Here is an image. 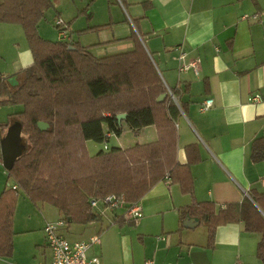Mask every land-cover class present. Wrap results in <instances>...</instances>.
I'll list each match as a JSON object with an SVG mask.
<instances>
[{
	"label": "crops",
	"instance_id": "obj_1",
	"mask_svg": "<svg viewBox=\"0 0 264 264\" xmlns=\"http://www.w3.org/2000/svg\"><path fill=\"white\" fill-rule=\"evenodd\" d=\"M101 2L104 6L88 4L63 14V39L78 41L96 55H104L129 48V35L135 32L163 82L175 91L182 105L175 124L177 160L186 161L185 146L190 143L197 144L200 159L190 164L192 194L165 176L139 199L142 215L137 220L124 219L123 209H107L99 220L65 222L58 232L69 240L98 235L99 242L92 243L86 254L98 257L101 264H264L256 253L259 234L247 231L242 221L219 224L209 244L206 224L200 228L202 221L196 215L180 214V209L193 201L210 200L224 206L240 202L251 192L264 191V158H251L252 141L264 135V0ZM28 50L18 49L20 69L32 62ZM191 61L197 64L196 73L191 65L180 69ZM254 93L260 95L259 100L249 99ZM208 97L211 105L201 110ZM13 119L10 115L7 122ZM120 124L117 139L128 129L136 134V144L158 137L155 124L138 130L130 129L125 119ZM5 129H0V137ZM118 145L129 147L123 140ZM4 187L0 171V192ZM23 198L18 195L16 208L20 202L29 206ZM114 216L123 219L111 223ZM187 216L197 218V223L188 222ZM59 217L55 209L41 217L37 228L26 223L19 232L21 237L16 238L14 231L12 254L0 256V264L50 262L43 226ZM36 229L37 233H30Z\"/></svg>",
	"mask_w": 264,
	"mask_h": 264
},
{
	"label": "trees",
	"instance_id": "obj_2",
	"mask_svg": "<svg viewBox=\"0 0 264 264\" xmlns=\"http://www.w3.org/2000/svg\"><path fill=\"white\" fill-rule=\"evenodd\" d=\"M53 4V0H0V21L22 27L32 55V62L17 72L18 83L11 84L0 71V105H21L11 115L21 121V133L27 138L25 150L6 170L12 182L0 192L1 257L12 254L13 215L20 193L35 203L54 206L66 223H88L102 217L91 207V198L113 193L128 203L138 202L165 176L192 194L190 164L200 159L197 144L190 143L185 146L186 161L177 160L175 124L182 105L170 96L139 36L132 32L129 48L104 55L78 41L45 38L37 23ZM120 112L126 113L125 122L132 130L155 124L157 139L90 155L87 140L102 141L109 133H121L116 118ZM39 121L48 126L41 129ZM7 124L0 122V129ZM251 158H264V135L252 141ZM184 213L206 224L209 244L219 224L242 221L247 231L259 234L256 253L264 262V191L224 206L193 201L180 209L181 216ZM123 218L114 216L111 223Z\"/></svg>",
	"mask_w": 264,
	"mask_h": 264
},
{
	"label": "rangeland",
	"instance_id": "obj_3",
	"mask_svg": "<svg viewBox=\"0 0 264 264\" xmlns=\"http://www.w3.org/2000/svg\"><path fill=\"white\" fill-rule=\"evenodd\" d=\"M53 3L54 4L52 6L44 10L43 15L40 17L37 23V29L39 34L45 38L53 40L57 39V28L55 23L57 17H60L62 20L65 21L64 15H68L71 9L74 7L82 8L87 6L88 4L89 6H104L101 0H94L92 2H90L89 0H54ZM92 3L94 4L92 5ZM21 47L26 48L27 50L29 49L22 27L16 23H6L0 21V71L8 77L11 84H15L17 81L16 74L17 71L20 69L18 67L19 65H17V60L19 59L18 49ZM20 109L21 105L19 104L0 105V121H7L11 115V112H15ZM14 119L18 118L15 116ZM10 122L11 120H9V123ZM133 135L134 137H137L133 131L128 129L127 132L122 133L120 139H117V136L114 133H109V135L102 141H95L90 139V141L88 142L89 145L87 146L88 153L90 155H93L97 153L100 149L107 150L113 146H119V140H123L124 144L129 146L130 144L134 145L136 143L133 141ZM22 137L24 142H26V135L23 134ZM105 144L106 147L104 146ZM0 166V171H2L3 180L6 186V180H8L10 183L12 182V180L10 178H7L6 170L3 167L1 161ZM19 195L20 199L24 197L23 199H25L26 203H28V207H33L35 210H31L28 207H24L21 202L18 208L15 207V212L13 215V227L15 231L14 236H16V238L21 237L22 234H19V232L20 230L25 228L26 223L35 224L34 226H36L37 228L39 226V222L41 221V217L44 218V215H51L56 209L54 206L47 203H35L29 198L25 197L23 193H20ZM117 210L121 211V209ZM56 219L57 218H55L54 220ZM198 227L203 228L204 223L201 222ZM37 232L38 230L36 229L31 231L30 233Z\"/></svg>",
	"mask_w": 264,
	"mask_h": 264
},
{
	"label": "built area",
	"instance_id": "obj_4",
	"mask_svg": "<svg viewBox=\"0 0 264 264\" xmlns=\"http://www.w3.org/2000/svg\"><path fill=\"white\" fill-rule=\"evenodd\" d=\"M246 17V15H244ZM58 25V36L59 39L65 38V24L61 18L56 19ZM183 56V53L180 55ZM191 65L194 72H197V64L194 61L185 63L180 66V69H184ZM167 91L170 96L177 102V99L171 89L167 87ZM250 100H259L260 95L254 93L249 96ZM212 103V98H206L200 106L201 110L208 108ZM106 147V144L104 145ZM264 182V177L261 179ZM13 188L15 184L11 185ZM90 205L93 209L101 214L105 215L107 209H123L124 217L126 219L137 220L141 215L142 211L138 202L128 203L123 195L116 196L113 193L105 195L101 199L91 198L89 200ZM65 221L62 218L56 220L47 221L43 226V232L47 244L51 250V261L48 263L37 262L36 264H101L99 258L96 256L88 257L86 254L89 246L94 242H99L98 235H92L86 240H69L64 235L58 232L59 227L64 225ZM150 261H146L148 264ZM239 264V263H235Z\"/></svg>",
	"mask_w": 264,
	"mask_h": 264
},
{
	"label": "water",
	"instance_id": "obj_5",
	"mask_svg": "<svg viewBox=\"0 0 264 264\" xmlns=\"http://www.w3.org/2000/svg\"><path fill=\"white\" fill-rule=\"evenodd\" d=\"M126 113L120 112L116 115L118 122L120 123L122 119H125ZM47 123L44 121H39L38 126L41 129L47 127ZM22 124L19 119H14L11 121L2 136L0 137V154L2 159V165L6 170H9L15 159L20 156L26 148V143L22 137ZM188 222L197 223L198 219L195 217L187 216ZM185 224V221L183 223Z\"/></svg>",
	"mask_w": 264,
	"mask_h": 264
}]
</instances>
